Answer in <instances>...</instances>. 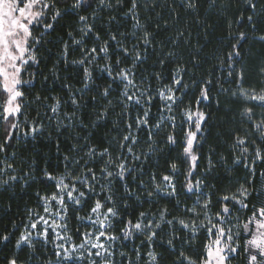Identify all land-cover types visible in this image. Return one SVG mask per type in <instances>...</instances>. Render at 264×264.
I'll use <instances>...</instances> for the list:
<instances>
[{
    "label": "snow or ice",
    "instance_id": "snow-or-ice-1",
    "mask_svg": "<svg viewBox=\"0 0 264 264\" xmlns=\"http://www.w3.org/2000/svg\"><path fill=\"white\" fill-rule=\"evenodd\" d=\"M115 2L119 5L122 0ZM94 3L97 4V9L88 15L81 14L92 8ZM244 5L251 10V14L238 15L237 26H240V21L246 20L248 26L255 31L256 17L264 13V6L257 12L258 4L255 0H244ZM185 6L195 11L198 8L197 0H185ZM210 6L227 8L229 3L228 0H211ZM104 7H113L111 0H72L71 4L67 0H0V122L7 125L4 142L0 143V153L6 152V146L13 141L14 134L21 138H35L44 134L45 127L39 119L40 114H37L36 119H29L26 114L29 105L26 89L36 81V73L31 69L40 64L37 46L44 40L45 34L54 31V25L66 15L77 16L81 24L78 29L79 39L72 32L68 35L71 44L79 47L80 58L71 63L83 68V88L76 90L81 94L78 99L72 86L65 84L69 93L68 100L51 97L53 103L48 105V111L53 115H44L50 121H55L57 131L61 128L70 130L74 122L80 119L78 113L85 90L90 91V85L95 84L94 68L106 75L109 82L100 92L106 103L101 105L102 110L96 111L91 126L95 127L105 121L114 107L121 108L118 114L120 120L113 121L119 130V137L113 138L114 145L110 143L108 147L99 150L88 142L87 137L78 136L62 156L64 171L61 174L54 175L47 169L43 170L40 179L51 182L53 191L36 193L38 204L27 210L28 222L23 225L24 230L16 239L15 247L21 249L26 246L35 251L37 243L41 247L51 243L56 264H141V261L143 264H160L163 256L154 250L155 244L159 242L166 243L167 250L174 256L172 264H232L233 260H239L241 256L245 258L246 264H264V170L259 172L261 186H256L257 166L264 164V119L256 122L253 108L243 107L241 117L252 124V131L256 135L255 138H250L248 131L244 135L233 133L232 148L238 153L233 156V164L245 168L248 175L243 182L237 181L238 187L235 190L226 187L219 194L208 191L215 186L196 178L200 175L197 172L200 160L197 152L210 119L201 109V103L211 99L209 92L213 80L209 77L200 81L193 79L189 83L185 80V74L191 69L179 63L167 83L162 70L155 71L150 76L138 75V68L147 60L149 47H154L153 33L141 22L138 0H130V7L125 13L133 21L132 32L109 30L106 39L101 38L94 23L99 8ZM115 19L114 16L110 17L109 23ZM129 35L134 38L130 44L126 43ZM179 35L183 36V32ZM229 36H233V33L229 32ZM247 38L245 31H237L234 35L235 42L230 45L226 58H218V66L227 70L229 83L237 86L231 92L234 99L254 102L257 107L264 108V80L259 88L244 87L246 69L242 66L240 49L243 47L241 42H247ZM258 39L264 42V35H260ZM88 40H91L93 46H86ZM68 55L69 43L64 42L61 56L66 59ZM174 57L175 53L171 51L162 56L158 61L161 69L166 60ZM191 63L193 67H197L200 61L193 57ZM258 71L264 77V64ZM44 79L47 80L48 77ZM216 83L223 91H229L219 81ZM193 87H198V98L194 103H186L185 97ZM113 91H117L115 101L109 99ZM48 99L49 97L39 94L35 96V102ZM92 99L95 101L96 98ZM68 102L74 106V111L63 112L61 119L64 104ZM153 108H158L159 112L155 123H152ZM177 111L181 118L180 140L176 133ZM165 124L170 131H166L163 144L168 148L181 149L182 162L187 165L182 187L186 193L191 194L189 199L195 197L192 204L188 205L177 198L175 176L180 173V169L171 159L166 161L170 174L161 177L166 188L157 184L150 190L141 182L144 201H140L139 195L133 193L131 188H126L124 197L118 200L112 191L113 183L125 182L136 171L134 165L137 162L142 163L152 155L163 153L154 136L160 134ZM83 127L87 128L89 125ZM145 133L146 139L142 141L141 136ZM141 143L146 146V152L140 148ZM207 159L206 171H210L215 165L211 155ZM221 163L226 166V158L221 157ZM15 172L12 163L0 161V187L17 180L27 184L33 179L31 170L23 176L13 174ZM133 197L141 205L145 202L156 205L159 200L169 198L173 207L183 215H173L166 206L157 207L155 211H139L134 216L127 212L122 215V210L129 207L125 200ZM70 208L73 218L79 222L75 227V236L69 229ZM85 208L88 209L87 214L79 215ZM242 213L247 215H241ZM164 226L170 229L166 241L160 239L159 235ZM178 231L186 232L187 236L182 240ZM201 231L207 241L203 250H193V254H188L184 248L190 247ZM140 237L144 239L140 246H134L131 257L120 250L124 247V241L131 242ZM9 239L8 234L0 233V242H7ZM176 241H180L179 247ZM141 248H146V251L142 253ZM117 256L120 257L119 261ZM7 264L20 262L13 256L8 259Z\"/></svg>",
    "mask_w": 264,
    "mask_h": 264
},
{
    "label": "trees",
    "instance_id": "trees-1",
    "mask_svg": "<svg viewBox=\"0 0 264 264\" xmlns=\"http://www.w3.org/2000/svg\"><path fill=\"white\" fill-rule=\"evenodd\" d=\"M255 2L258 4L257 12H260L261 6H264V0H255ZM67 3L71 4L72 0H67ZM111 3L113 4L111 8H99L94 22L102 39H106V33L109 30L113 32L119 30L126 33L133 30V21L125 15L130 7V0H122L119 5L116 4L115 0H111ZM138 3L141 22L147 26L148 31L153 33L154 45V47H149L147 60L138 68V75L150 76L151 73L162 70L165 83H167L172 71L179 63L191 69L185 74L187 82L191 83L193 79L200 81L209 77L213 80L209 92L211 99L201 103V109L210 116V119L207 121L204 140L198 146L197 154L200 156V160L198 161L197 172L200 175L196 178L204 180L206 184L214 185V188L208 189L210 192L215 191L219 194L226 187L235 190L238 187L237 181L243 182L248 172L245 168L233 164V156L238 155L232 148L233 133L244 135L245 131H248L250 138H255L256 133L252 131V124L246 119H242L241 112L244 106L252 107L254 120L259 122L264 119V108L257 107L254 102L236 100L231 96V92L235 91L237 86L229 83L226 75L227 70L218 66V58H226L230 45L235 42V33L245 31L248 34L247 42H241L243 47L240 49L242 66L246 69L244 87L259 88L261 81L264 80V77H261L258 71L260 66L264 64V42L258 39L260 35H264V13L256 17L257 29L253 31L246 20L240 21L239 27L236 23L238 15L247 16L251 14V10L245 7L244 0H228L229 6L227 8L210 6L211 0H197L198 8L195 11L186 8L185 0H138ZM64 6L66 7V5ZM94 9H97L95 3L87 12L81 14L88 15ZM112 16L116 19L109 23V18ZM80 27L81 24L77 16L66 15L54 25V31L45 34L44 40L37 46V56L40 59V64L31 69L32 72L36 73V81L26 89V98L29 102L26 114L29 119H36L37 114H40L39 119L45 127L44 134L35 138L31 136L21 138L20 135L14 134L13 141L6 146V152L0 153V161L12 163L19 176H23L30 170V174L33 176V179L29 180L27 184L18 180L0 187V233L8 234L10 237L9 241L0 242V264H7L8 259L13 256L18 259L20 264H28L30 258L33 257L31 249L26 246L17 249L15 241L23 232V225L28 222L27 210L36 207L38 204L36 193L44 194L53 191L51 182L40 179L43 170L47 169L54 175L61 174L64 171L62 156L75 143V138L78 136L87 137L88 142L99 150L108 147L110 143L114 145L113 138L119 137V130L113 124V121L120 120L118 114L121 108L119 106L110 111L109 117L105 121L100 122L95 127L91 126L96 111L102 110L101 105L106 103L100 92L102 87L109 82L106 75H102L98 68L93 69L95 84L90 85L91 90H85L86 94L83 95L78 113L80 119L74 122V126L70 130L61 128L57 131L55 121H50L44 115V113H47V116L53 115L48 111V105L53 103L51 97H59L62 101L68 100L69 93L64 87L65 84L71 85L72 91L76 93L78 99L80 98L81 94L77 93L76 90L83 88V68L80 65L71 63L72 60L80 58V51L78 46L71 44V38L68 35L69 32H72L79 39L78 29ZM181 32H183V36L179 35ZM229 32H232L233 36L230 37ZM133 39L129 35L126 43L130 44ZM64 42L69 43V55L66 59L61 56ZM86 46H93L91 40L86 41ZM169 51L174 52L175 57L166 60L164 68L161 69L158 61ZM193 57L200 61L197 67H193L191 63ZM44 77H48V79L45 80ZM217 81L223 85L224 89H229V91H223L217 85ZM152 82L153 84L156 83L154 80ZM37 94L42 97L47 96L49 99L35 102ZM116 96L117 92L113 91L109 99L113 98L115 101ZM93 97L96 98L95 101L92 99ZM197 98L198 87H193L189 89L185 101L186 103H194ZM217 100L219 104H217ZM96 101H99V103H96ZM73 111L74 106L70 102L65 103L60 118H63V112L72 113ZM158 115V108H153L152 123L156 122ZM176 115V133L178 140H180L182 132L180 127L181 118L178 111ZM65 123H67L66 120ZM83 125H89V127L84 128ZM122 125L123 122L121 121L120 128H122ZM6 127L5 123L0 122V143L4 142V137L7 134ZM166 131H170V129L165 124L160 134L154 136V139L163 149V153L152 155L142 163L137 162L134 165L136 171L129 175L125 182H115L114 187L118 197L120 196L119 199L124 197L126 188H131L133 193L139 195V200L144 201V192L140 188L141 182L150 190L157 184L163 187L164 182L161 181V177L170 174L166 161L171 159L178 164L180 169V173L175 176L177 198L188 205L192 204L195 197L189 199L188 197L191 194L186 193L182 187L184 183L183 173L187 171V165L182 162L179 147L168 148L163 144ZM145 139L146 133L142 135V141ZM57 144H59V148H57ZM141 148L143 149V147ZM144 151L146 152L147 148H144ZM12 153H15V155L13 156ZM209 155H211L215 167L210 171H206ZM221 157L226 158V166L221 163ZM227 169H230V171ZM262 170H264V164H259L256 177L258 188L261 186L259 172ZM153 175H155V180H153ZM125 202L129 207L122 210V215L127 212L134 216L139 211L149 209L155 211L157 207L164 206L168 207L173 215H183L182 212H178L173 207V202H169V198L159 200L156 205L147 202L141 205L135 197L127 198ZM213 202L215 203V197ZM241 215H247V213ZM169 231V227L164 226L159 234L160 239L166 241L169 238ZM177 234L182 240L187 236L186 232L178 231ZM142 239L140 237L131 242L124 241L123 251L131 257L134 246H140ZM206 242L204 232L201 231L192 245L185 247L184 250L191 255L193 250L202 251ZM176 244L179 247L180 241H176ZM241 244H243V240H241ZM154 250L163 256L160 264H172L174 256L167 250L166 243L157 242ZM145 251L146 248H141L142 253ZM141 264H143V261H141ZM232 264H246V260L241 256L239 260H233Z\"/></svg>",
    "mask_w": 264,
    "mask_h": 264
},
{
    "label": "rangeland",
    "instance_id": "rangeland-1",
    "mask_svg": "<svg viewBox=\"0 0 264 264\" xmlns=\"http://www.w3.org/2000/svg\"><path fill=\"white\" fill-rule=\"evenodd\" d=\"M101 64H103V63H101ZM111 99H113V98H111ZM133 114H135V113H133ZM141 140H142V136H141ZM141 147H143V149L146 148V146L144 144L140 145V148ZM5 163H8V161H5ZM13 174L18 175L17 170ZM114 184H115V182L112 185V191L116 194V198L119 199L120 196L118 197V195L116 193V189L114 187ZM162 188H166L165 183H164V186ZM97 191H99V188H97ZM87 211H88V209L85 208L83 212H80L78 214L79 215H86ZM78 224H79V222L73 218V212L70 208L69 209V229L72 230L71 234L73 236H75V227H76V225L78 226ZM120 250L123 251L122 248ZM31 254L33 255V257L30 258V261L28 264H48L49 261H51V264H56V259H55V256L53 255V245L51 243H49L46 247H41V245L39 243H37L35 246V251H33L31 249ZM116 259H117V261H119L120 257L117 256Z\"/></svg>",
    "mask_w": 264,
    "mask_h": 264
}]
</instances>
